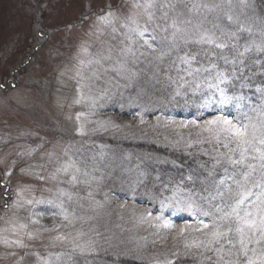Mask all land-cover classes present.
Listing matches in <instances>:
<instances>
[{
	"label": "snow or ice",
	"instance_id": "1",
	"mask_svg": "<svg viewBox=\"0 0 264 264\" xmlns=\"http://www.w3.org/2000/svg\"><path fill=\"white\" fill-rule=\"evenodd\" d=\"M127 9L109 5L107 10L93 13L94 19L82 18L81 23L91 19L86 35L95 37L100 46L92 52L91 44L81 45L75 57L70 79L76 81L77 96L72 103L89 106L88 112L76 113L75 135L87 136L86 124L96 125L92 132L119 129L121 125L112 119L90 117L104 107L102 101L120 94L113 88L129 87L142 77L146 86L163 85L172 102L197 107L196 117L166 118L165 126L188 129L190 137L196 133L198 139H189L186 148L212 145L211 168L206 169L211 180L189 174L188 184L185 179H170L151 191L145 188V195L157 207L139 214L136 226L148 233L140 239L147 241L151 236L153 244H164L171 238L174 246L179 243L170 256L157 258L153 264H178L181 257H192L196 264H264V84L255 86L249 74L264 73V12H257L254 0H131ZM105 36L108 40H101ZM253 87L255 99L244 93ZM204 112L215 114L199 119ZM140 116L143 124V114ZM157 121L159 125L160 117ZM178 135L183 140V134ZM77 143L54 141L50 150L41 152L39 162H31V158L44 148L43 138L35 147L18 145L19 159L11 161L0 184L6 186L17 163L24 160L22 175L56 185L54 190L44 189L52 193L47 198H38L34 186L28 184L15 189L11 203L5 198L7 192L0 196L5 208V216L0 217L5 222L0 228V244L28 249L25 238L42 240L44 233H54L46 248L59 251L31 252L35 264H79L77 257L87 261L101 247L103 234L93 221L109 199L107 193L103 202L95 199L106 154L86 156ZM146 176L143 170L137 172L130 185L133 198ZM196 179H200V189L195 187ZM81 185L86 196L76 190ZM126 204L119 207L124 209ZM39 205L49 206L50 211L38 210ZM22 212L27 215L21 216ZM46 214L53 217L51 227L41 222ZM180 214H187L192 222L178 225L171 217ZM9 255L17 253L10 251Z\"/></svg>",
	"mask_w": 264,
	"mask_h": 264
},
{
	"label": "rangeland",
	"instance_id": "2",
	"mask_svg": "<svg viewBox=\"0 0 264 264\" xmlns=\"http://www.w3.org/2000/svg\"><path fill=\"white\" fill-rule=\"evenodd\" d=\"M130 3L131 0H0V184L5 180L4 173L11 166V161L19 159L16 156V152L20 150L17 146L35 147L41 142V138L44 148L31 158V162H39L41 152L50 150L52 142L57 140L62 144L69 140L78 142L77 147L82 146L84 154L89 157L101 151L106 154L101 163L103 180L95 193V199L103 202L105 193L109 199L93 221L103 234L101 247L87 261L83 257H77L79 264H132V261L153 264L157 258L170 256L180 247L179 243L174 246L171 238L164 244H153L151 236L147 241L140 239L148 233L136 226L139 214L146 209L155 211L157 207L145 195V188L151 191L154 186L158 188L161 184H167L170 179L174 182L185 179L188 184L186 177L189 174L211 180L206 169L211 168L212 145L194 144L193 147L186 148L185 144L189 139H198L196 133L193 132L190 137L188 129L165 126L166 118L183 115L176 111L178 107L188 110L189 105H185L183 101H180V106L173 104L168 94L160 96L164 92L160 87L163 85L146 86L143 77L129 87H120L118 90L113 88L120 94L111 100L102 101L104 107H98L96 115L90 117L92 120L112 119L121 125L119 129L92 132L91 129L96 125L86 124L89 130L87 136L79 137L74 133L76 113L89 111L86 102L79 105L72 103L77 96L76 81L70 79L74 75L75 57L81 45L91 44L92 52L100 46V41L95 37L86 35L91 19L95 18L92 14L107 10L109 5L113 8L122 7L126 12ZM85 16L91 19H84L81 23ZM101 40H108V37H101ZM81 58L87 59L86 56ZM61 72L65 75L61 76ZM97 83L104 86L100 81ZM120 83L124 84L126 81ZM141 88L145 89L142 93ZM151 105H158L165 110L159 125L158 121H154L145 112ZM141 113L143 124L140 123ZM214 114L204 112L199 119L211 118ZM184 115L187 117L189 114ZM69 116L72 117L71 120L68 119ZM22 132L27 135L21 136ZM178 133L183 134V140ZM177 141L181 142L177 144ZM154 147L157 150L152 151ZM73 155L78 154L73 152ZM176 157L184 160L180 162L178 159L172 163L175 165L163 168L168 158L177 159ZM25 166L26 161L20 160L11 177L7 178V185L0 186V196L7 192L5 198L9 203L19 185L34 186L38 198L41 195L46 198L51 196L52 193L44 189L54 190L56 187L50 181L45 183L22 175L20 168ZM175 169L177 172H174ZM141 170L147 176L143 178L144 182L133 198L130 185ZM217 174H220L219 169ZM96 175L100 176L101 173L97 172ZM62 187L68 188V185L64 184ZM195 187L200 189V179H196ZM95 188L94 184L93 189ZM76 190L81 195L87 194L83 185ZM125 201L126 207L121 209L119 205ZM84 203L87 204V201ZM37 208L45 213L50 211L47 205H39ZM88 214L95 215L91 212ZM26 215V212L21 213V216ZM3 216L4 199L0 198V217ZM171 218L178 225L192 222L187 214ZM41 222L51 227L53 217L46 214ZM3 227L5 222L0 219V228ZM51 235L54 233H44L42 240L28 241L25 238V242L30 245L28 249H9L0 244V264H16L21 256L24 257L21 264H35V257L31 252L45 255L47 251H59V248H46ZM10 251H15L17 255H9ZM25 252L29 255H24ZM185 259L186 264H196L192 257H181L178 264H182Z\"/></svg>",
	"mask_w": 264,
	"mask_h": 264
},
{
	"label": "trees",
	"instance_id": "3",
	"mask_svg": "<svg viewBox=\"0 0 264 264\" xmlns=\"http://www.w3.org/2000/svg\"><path fill=\"white\" fill-rule=\"evenodd\" d=\"M254 3L256 5V9H257V12H264V0H254ZM250 75H252V83L255 85V86H260L262 84H264V73H261L260 71H256L255 74L253 73H249ZM164 89V92L162 94H160V96L164 95V93L168 94L169 97H170V93L169 91L164 87V86H160ZM166 90V91H165ZM255 91V87H253L252 89H245L244 90V93L246 95H249V96H253L255 95L254 93ZM254 98V96H253ZM178 99V98H177ZM173 104H177L176 102H174ZM172 105V104H171ZM179 105V104H178ZM180 106V105H179ZM147 111L146 114H153L152 118L154 119V121H157V117H160V120H162V115H164V109L159 107L158 105H151L150 107H147ZM155 110V111H154ZM176 111L180 114L183 113V115L181 116H177L175 117L174 119H176L177 121H180V120H184V119H190V118H193L195 116H197V113H198V109L197 107L195 106H192L191 104H189V107H188V110H185L184 108L182 107H178V110L176 109ZM185 113H188L189 115L186 117L184 114ZM181 117V118H179ZM160 137V136H159ZM161 138V137H160ZM152 151H155L157 150V148L154 147V150L151 149ZM166 150V149H165ZM164 150V151H165ZM177 159H173V158H168L167 159V163H165L166 166H163L164 169H167L168 166L170 165H175V164H172V163H175L179 158L176 157ZM184 160V159H183ZM181 159H179V161H183ZM178 169H179V166H178ZM177 172V169L174 170V172ZM172 172V171H171ZM153 258V257H151ZM154 259V258H153ZM131 262V261H130ZM132 264H141L139 262H136V261H132L131 262Z\"/></svg>",
	"mask_w": 264,
	"mask_h": 264
}]
</instances>
